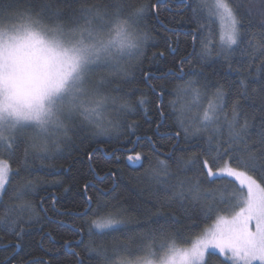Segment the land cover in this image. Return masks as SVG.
Here are the masks:
<instances>
[{"label":"snow or ice","instance_id":"6c2138e0","mask_svg":"<svg viewBox=\"0 0 264 264\" xmlns=\"http://www.w3.org/2000/svg\"><path fill=\"white\" fill-rule=\"evenodd\" d=\"M169 4L0 0V233L12 238L0 240V251L12 249L0 264H208L212 250L222 264H264V0ZM166 56L171 67L155 75ZM169 86L195 101L172 125ZM151 97L160 119L141 137L128 120L150 121ZM112 141L128 162H148L137 188L120 185L111 167L99 171L117 151L102 147ZM73 152L87 157L74 161L86 165L75 194L83 207L59 213L71 218L72 238L58 241L44 224L58 201L41 195L39 177ZM222 180L238 184L227 198ZM220 205L239 210L176 246ZM36 235L17 261L23 238Z\"/></svg>","mask_w":264,"mask_h":264},{"label":"trees","instance_id":"16d2710c","mask_svg":"<svg viewBox=\"0 0 264 264\" xmlns=\"http://www.w3.org/2000/svg\"><path fill=\"white\" fill-rule=\"evenodd\" d=\"M155 2V0H153ZM178 4V0H170L169 6L175 9V6ZM168 13H163V17H167ZM177 19H180L178 16ZM213 28L218 29V24L214 23L212 25ZM171 39L173 41L177 40V37L175 35L171 36ZM180 39V47H183V41L184 37H179ZM163 45L161 44V48ZM159 49H153L149 48L148 53L151 55L152 51H157ZM179 55V54H178ZM172 57L166 56L164 60L157 61L151 66V70L154 72L155 75H159L161 72L165 71L168 67H171ZM145 68H149V62L145 61ZM157 83H164L163 81H156ZM182 81H173V84H180ZM169 92L171 94H166L164 96V111L167 115L166 123L168 125H172L174 121L177 120L181 114L189 113L190 105H192V102L195 101L191 96L183 95L179 92H172L171 86H169ZM152 103L149 106L150 116L151 120L146 121L142 115H134L132 117H129L128 122L131 123L132 120H137L140 123L139 129L136 131V135L144 137L148 135H154L156 123L160 119L158 113L155 110V103L156 99L155 97H151ZM170 101L174 102V108L170 106ZM192 101V102H191ZM206 103V102H205ZM163 131V129H161ZM134 138V137H133ZM125 137H121V140H124ZM159 143L163 147H167L169 144L168 140H162L159 141ZM102 147L106 148L107 151L112 152L113 149H116L115 155L112 157L107 158L108 163L103 164L99 171L101 174L103 171H106L109 167H111L114 171L117 173V182L124 186L126 185L128 188H137V182L134 179L135 177L139 176L141 173H143L144 169L148 167V162L145 160L143 162V167H138L135 163H130L127 161V156L129 153L122 150L120 145L112 141L110 143H105L102 145ZM137 151H141L140 147H137ZM119 156L120 159L117 162L116 156ZM132 155H135V153H132ZM0 158H6V157H0ZM87 159L86 156H81L78 153L73 152L71 157H65L63 159H57L53 161L54 169L52 171L51 175L42 174L39 179L45 182L44 187L46 188V192H41V195L47 194L48 196H55L57 198V203L55 205V208L58 209V212H54L52 210H49L47 213V216L50 217V219H47L44 221L45 224V231L49 232L53 238L56 240H62V239H71L72 234L69 230L68 225L71 224V218L68 216L60 215V212L64 211H75L78 208H82L83 205L79 204V201L76 197V193L80 191L83 180L81 179V176L84 174L86 165L83 163H76L75 160L79 161H85ZM13 167H15V163L12 164ZM71 168V171H68V169ZM61 181L62 183L56 184V181ZM220 186L226 187L228 189V192L225 194V198L228 197V195L231 193V190L234 187H238V184H233L229 180H222L217 182ZM66 188H70V191H65ZM39 197H37V200ZM234 203V201H233ZM52 206V200H48L47 207L51 209ZM234 208L231 207H225L224 205H220L218 207L217 212L213 213L210 218L207 219H199L196 221V227L191 228L187 230L184 234V236L181 239H178L176 241L177 247H187L192 242V239L199 235L201 232H203L204 229L210 228L211 225L216 221V218L221 215H225L230 210ZM43 215V213H41ZM63 221L64 224L62 225L60 222ZM76 223H79L77 221ZM31 232L35 233L36 228L30 229ZM12 238L7 236L6 234L0 233V240L3 241V244L9 243V241ZM39 239V236H25L22 240V243L24 245L23 251L21 252L20 249H17V252H21L20 256H16V260H20L21 256L28 253L29 251H32L35 248V240ZM186 241V242H185ZM13 242H15L13 240ZM164 243L163 238H157V240L154 242L156 250L160 251V245ZM3 245H0L2 247ZM12 252V249L9 248L6 251H0V262L3 261V259L6 256H9V254ZM226 261L225 259L221 258V256L213 254L208 257V264H222V262Z\"/></svg>","mask_w":264,"mask_h":264},{"label":"rangeland","instance_id":"374dc122","mask_svg":"<svg viewBox=\"0 0 264 264\" xmlns=\"http://www.w3.org/2000/svg\"><path fill=\"white\" fill-rule=\"evenodd\" d=\"M209 2H211V0H209ZM218 24V28L220 27V25H219V23H217ZM192 102V101H191ZM192 104H193V102H192ZM191 106V105H190ZM239 209L238 208H234V209H232V210H230L228 213H226L225 215H221V216H224L225 218H230L232 215H234V213L236 212V211H238ZM216 220H217V218H216ZM216 222V221H215ZM215 222L211 225V227H214V225H215ZM210 227V228H211ZM190 246V245H189ZM213 252H214V254H216V255H219V253H218V251L217 250H212ZM220 256V255H219ZM221 258H223V259H225V260H227V257H223V256H221Z\"/></svg>","mask_w":264,"mask_h":264}]
</instances>
